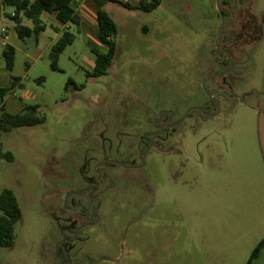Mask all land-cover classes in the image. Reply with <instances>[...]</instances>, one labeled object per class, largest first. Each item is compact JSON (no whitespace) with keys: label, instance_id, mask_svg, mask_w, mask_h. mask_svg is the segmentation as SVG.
Instances as JSON below:
<instances>
[{"label":"rangeland","instance_id":"obj_1","mask_svg":"<svg viewBox=\"0 0 264 264\" xmlns=\"http://www.w3.org/2000/svg\"><path fill=\"white\" fill-rule=\"evenodd\" d=\"M121 1L135 7L140 0ZM75 9L78 25L43 14L45 30L21 39L14 7L0 0L7 31L0 35V86L20 79L6 111L39 105L45 118L0 130V151L14 157L0 156V194L12 190L23 212L15 246L0 247V264H62L58 243L84 221L68 212L71 201L88 202V192L72 191L97 180L94 169L105 161L110 165L99 171L116 187L103 195L100 223L74 244L71 260L80 253L94 264H247L264 237V0H163L149 13L108 4L117 52L99 78L89 77L91 49L106 51L97 39V8L76 0ZM21 25L34 28L28 18ZM65 30L75 40L54 70L50 52ZM6 45L16 50L11 71ZM223 51L237 63L224 64ZM166 111L175 113L173 127L156 142L167 152L151 148L142 163L153 123ZM253 264H264V248Z\"/></svg>","mask_w":264,"mask_h":264},{"label":"trees","instance_id":"obj_2","mask_svg":"<svg viewBox=\"0 0 264 264\" xmlns=\"http://www.w3.org/2000/svg\"><path fill=\"white\" fill-rule=\"evenodd\" d=\"M96 6L97 39L106 48L105 52L98 48L91 49L95 56L93 72L90 78H99L108 74L113 60L116 56L117 46L115 38L118 34V26L111 18L110 14L104 9L108 4H121L128 8H136L143 12L155 11L163 0H140L135 7L124 3L121 0H91ZM76 0H3L4 6H11L15 9L16 16H11L15 21V31L19 38L25 39L32 36L38 37L45 30L41 16L43 14H54L56 19L64 25H78V15L75 9ZM23 18H28L34 23V28L22 26ZM75 35L69 30H65L62 36L53 45L50 58L52 69L58 70V59L65 49L72 45ZM16 50L11 45H6L3 58L7 68L11 71L15 62ZM20 83L19 78H12L8 87H0V130L10 132L19 127H32L45 123V118L39 115V105H27L18 114H11L6 111L5 98L13 92ZM72 84L70 80L68 86ZM1 157H6L9 161L14 159L10 152L0 151ZM23 219V212L15 193L10 189H4L0 194V247L11 249L15 246L16 225ZM264 248L262 239L253 250L247 264L259 257Z\"/></svg>","mask_w":264,"mask_h":264},{"label":"flooded vegetation","instance_id":"obj_3","mask_svg":"<svg viewBox=\"0 0 264 264\" xmlns=\"http://www.w3.org/2000/svg\"><path fill=\"white\" fill-rule=\"evenodd\" d=\"M224 55L223 63L226 64L227 62L233 61L234 64L237 63V58L231 57L228 51L222 52ZM223 73H218L214 75L213 83L216 84L217 90H220V85L216 83L215 78L217 76L222 75ZM204 113H205V109ZM170 112V113H169ZM168 113L167 118L159 119L153 123L156 132L151 134L148 138V145L146 148L153 144H157L156 140L159 138L165 129L172 128L173 125H170L169 122L174 119L175 113L173 111H166ZM188 116V114L184 117V119ZM183 119L180 118L175 124H178ZM174 124V126H175ZM158 145V144H157ZM143 163V162H142ZM104 165H110L108 162H103L102 164L96 165L95 171L97 174V180L90 179L87 186L82 192L79 191H72V196L81 195L82 193L88 192L87 198L88 202L86 205H80L76 199L71 201V206L69 207V213H77L81 215L84 221L80 225H73L71 235L68 237H64L61 242L58 243L56 247V256L62 264H94V260L91 256L80 254V256L76 255V258L71 260L70 254L76 252L74 244L77 242H86L89 237L87 236V230L89 228H94L99 225L100 223V216L99 212L102 206L103 195L107 191H111L115 189L116 185L112 181L111 177L107 174L102 175L99 171ZM114 165L122 166V163H115ZM140 166H129L126 165L129 169H139ZM102 188V189H101ZM97 192V193H96ZM74 224H76L75 219H73Z\"/></svg>","mask_w":264,"mask_h":264},{"label":"crops","instance_id":"obj_4","mask_svg":"<svg viewBox=\"0 0 264 264\" xmlns=\"http://www.w3.org/2000/svg\"><path fill=\"white\" fill-rule=\"evenodd\" d=\"M49 15H54V14H49ZM55 16V15H54ZM56 18V17H55ZM57 20V19H56ZM57 22H59L57 20ZM60 25H64L62 24L61 22H59ZM65 27L67 25H64ZM57 30V28H56ZM7 34V33H6ZM11 84V83H10ZM20 85V83L18 84ZM9 86V85H8ZM8 86H0V87H8ZM259 130H260V139H261V143H260V149H261V153H262V163H263V182H264V112H263V115L261 114L260 115V127H259ZM264 187V186H263ZM264 190V188H263ZM263 224H264V208H263ZM264 239V237H263Z\"/></svg>","mask_w":264,"mask_h":264},{"label":"water","instance_id":"obj_5","mask_svg":"<svg viewBox=\"0 0 264 264\" xmlns=\"http://www.w3.org/2000/svg\"><path fill=\"white\" fill-rule=\"evenodd\" d=\"M221 15H222V12H221ZM223 29H224V18L222 17V24H221V28H220V35H219V39H218V45H217V49L221 46V44H222V39H223ZM213 95L211 94V97H212ZM199 110H203V108H201V109H199ZM151 148H156V149H158L159 151H161V152H167L165 149H163V148H161L159 145H157V144H153V145H151V146H149L145 151H143L142 153H141V155H140V158L142 159V162L144 161L143 160V158H142V155H144L145 154V152L146 151H148V150H150Z\"/></svg>","mask_w":264,"mask_h":264},{"label":"built area","instance_id":"obj_6","mask_svg":"<svg viewBox=\"0 0 264 264\" xmlns=\"http://www.w3.org/2000/svg\"><path fill=\"white\" fill-rule=\"evenodd\" d=\"M11 16H16V14L15 13H13ZM7 33V31H6V29H4V28H0V35H3V34H6Z\"/></svg>","mask_w":264,"mask_h":264}]
</instances>
